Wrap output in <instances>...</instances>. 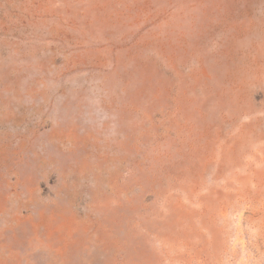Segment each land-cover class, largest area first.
Instances as JSON below:
<instances>
[{"label": "rangeland", "instance_id": "1", "mask_svg": "<svg viewBox=\"0 0 264 264\" xmlns=\"http://www.w3.org/2000/svg\"><path fill=\"white\" fill-rule=\"evenodd\" d=\"M0 264H264V0H0Z\"/></svg>", "mask_w": 264, "mask_h": 264}]
</instances>
